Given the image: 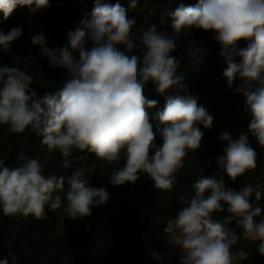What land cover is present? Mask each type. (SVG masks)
<instances>
[{"label":"clouds","instance_id":"9594fccd","mask_svg":"<svg viewBox=\"0 0 264 264\" xmlns=\"http://www.w3.org/2000/svg\"><path fill=\"white\" fill-rule=\"evenodd\" d=\"M93 3L91 13L67 32L65 46L47 47L42 31L31 38L51 67L67 70L68 78L61 87L39 96L31 88L33 75L18 66L0 65V125H6L7 132L30 131L42 136L48 155L58 151L59 164L65 170L74 162V150L86 151L102 162V169L111 166L113 186L134 184L140 173H146L156 189L172 190L189 152L195 153L202 146L200 125L211 130L214 122L209 111L198 106L197 97L189 93L185 73H178L184 56L170 55L178 47L176 37L196 28L216 33L213 39L221 45L219 56L227 65L223 77L230 90L243 95L244 111L251 115L249 131L264 147V0H198L194 6L181 3L170 13L176 37L158 32L153 25L138 29L135 38L132 29L136 20L128 18L119 2ZM137 3L131 0L130 7L136 8ZM17 6L28 7L34 15L50 7V0H0L3 18L8 19ZM22 34V27H12L7 34L0 31V51L11 52L12 43ZM241 40L247 41L242 49L238 47ZM134 50L140 55L133 54ZM207 51L193 47L189 52L193 64H202ZM74 53L79 54L78 59ZM238 78L241 83L233 89ZM148 83L165 99L154 117L147 110L158 101L144 94ZM150 119L157 121L155 130ZM157 135L162 138L159 146ZM219 138L227 146L216 162L232 181L257 168V152L247 134L233 140L224 131ZM47 164V160L32 158L10 169L0 159V210L5 217L32 215L42 220L46 206L51 211L61 208L64 201L60 192L66 197L63 211L72 220L89 217L93 207L108 202L110 193L91 186L85 178L87 168L78 167L65 177L46 175ZM192 188L194 194L180 197L184 206L168 221L175 230L171 243L180 248V264H233L238 254L232 246L240 237L227 227L231 217L236 218L246 238L260 242L258 251L264 256V218L257 220L264 213L259 204L264 185H246L235 191L225 187L223 178L201 175ZM253 193L255 202L250 199ZM225 211L230 214L227 223L214 218L215 213ZM151 256L160 258L155 251ZM0 264L9 261L0 259Z\"/></svg>","mask_w":264,"mask_h":264},{"label":"trees","instance_id":"16d2710c","mask_svg":"<svg viewBox=\"0 0 264 264\" xmlns=\"http://www.w3.org/2000/svg\"><path fill=\"white\" fill-rule=\"evenodd\" d=\"M104 2L113 5L119 2L127 10L128 18L136 20L132 29L135 38L139 34L138 29H147L153 25L158 32L176 37L170 13L181 3L194 6L198 0H138L134 9L130 7L131 0ZM93 7V0H50V7L39 10L34 15L30 14L26 6H17L6 20L0 12V31L7 34L12 27L23 29L22 36L12 43L11 52L0 51V65L18 66L33 75L31 88L39 96L55 91L68 78L67 70L51 67L48 59L41 54L40 47L31 43V38L42 31L47 39V47H63L67 43V32L89 15ZM215 34L213 31L205 32L196 28L189 32L182 31L176 37V51L170 53L177 58L184 56L178 73H185L189 93L197 97L198 106H204L214 117L211 130L200 125L204 132L202 146L195 153L189 152L174 188L168 192L158 190L146 173H140L134 184L125 183L105 188L110 193L108 202L103 206L93 207L91 216L77 220L67 218L63 211L66 206L64 192L58 193L64 201L61 208L51 211L46 206V216L42 220H37L32 215L26 218L5 217L0 210V259H8L9 264H13V260L15 264H160V258L153 259L151 252H157L159 257L168 252V221L184 206L180 203V197L194 194L192 185L201 175L215 176L217 180L223 178L225 187L235 191H240L246 185H264V147L259 145L249 131L251 115L244 111L243 95L230 90L223 77L222 73L227 65L219 56L221 45L213 39ZM91 46L89 41L87 47ZM246 46L247 41L244 40L238 44L241 49ZM193 47L208 49L204 62L200 65L193 64L189 57ZM133 54L140 55L138 50H134ZM78 55L74 53L77 59ZM235 59L239 63L240 58ZM240 83L238 78L232 88L235 89ZM144 94L148 99L158 101L156 107L147 110L150 117H154L162 110L165 99L156 93L151 83L146 85ZM150 122L155 130L157 121L150 119ZM224 131H228L233 140L238 139L241 133L247 134L250 145L257 152V168L235 181L216 162V157L224 155V148L227 146V142L219 138ZM42 139V136L30 131L12 134L7 132L6 125H0V159H4V166L14 169L28 159L38 158L41 162L48 161L46 175L51 173L65 177L71 176L76 168L85 167L88 169L85 178L89 180V184L100 188L99 175L93 168L99 161L94 154L74 150V162L65 170L59 164L60 153L56 151L49 156L46 146L41 143ZM156 144H162L159 135L156 137ZM80 156L84 159H79ZM123 164L122 159L120 165ZM108 167L111 169L110 165ZM67 187L66 180L65 189ZM261 191L259 204L264 209V188ZM209 194L210 190L206 195ZM250 199L255 202L254 193ZM228 217L230 214L226 211L214 214V218L226 223ZM261 218H264V213L257 220ZM235 219L231 217L227 227L234 229L240 237L239 242L232 246V251L238 254L236 261L254 260L256 264H264V256L258 251L260 242L246 239ZM9 253H13V256Z\"/></svg>","mask_w":264,"mask_h":264},{"label":"rangeland","instance_id":"374dc122","mask_svg":"<svg viewBox=\"0 0 264 264\" xmlns=\"http://www.w3.org/2000/svg\"><path fill=\"white\" fill-rule=\"evenodd\" d=\"M101 163L102 162H97L95 165H94V170L97 171L98 175H99V183H100V187H103V188H109L112 186V184L110 183V175H111V169L107 166L106 168L102 169L101 168ZM171 226L169 227V230H171ZM246 238V237H245ZM246 239H249V238H246ZM172 247V250H179L178 247L179 246H176L174 244L171 245ZM166 255L167 254H163L162 255V264H169L167 262V259H166Z\"/></svg>","mask_w":264,"mask_h":264},{"label":"crops","instance_id":"0c3cea01","mask_svg":"<svg viewBox=\"0 0 264 264\" xmlns=\"http://www.w3.org/2000/svg\"><path fill=\"white\" fill-rule=\"evenodd\" d=\"M168 232L170 234L169 249H168V252L167 253H164V254H167L166 255V259H167V262L169 264H180V255H179L180 248L178 247L179 250H172V247H171V245H172L171 239H172V236L175 233V230L173 228H171V230H168ZM249 240H251V239L249 238ZM162 255L163 254L160 255V264H162ZM173 257H175V258H173Z\"/></svg>","mask_w":264,"mask_h":264},{"label":"built area","instance_id":"2783aa9c","mask_svg":"<svg viewBox=\"0 0 264 264\" xmlns=\"http://www.w3.org/2000/svg\"><path fill=\"white\" fill-rule=\"evenodd\" d=\"M233 264H256V262L254 260H245V261H241V262L234 261Z\"/></svg>","mask_w":264,"mask_h":264}]
</instances>
